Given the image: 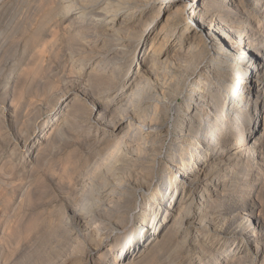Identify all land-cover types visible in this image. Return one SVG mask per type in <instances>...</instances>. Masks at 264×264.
Wrapping results in <instances>:
<instances>
[{
  "label": "bare ground",
  "instance_id": "bare-ground-1",
  "mask_svg": "<svg viewBox=\"0 0 264 264\" xmlns=\"http://www.w3.org/2000/svg\"><path fill=\"white\" fill-rule=\"evenodd\" d=\"M11 1L15 0H0V12ZM35 2H37L35 3L36 12L40 11L39 15H41L43 11L46 15L40 19L46 17L51 20L57 17L65 19L75 15L71 22L74 24L72 31L68 26L69 42L81 44L83 48L81 52L85 53L83 57L82 54L80 55L82 58L77 57L82 65L78 70L81 80L77 84V96L73 98L72 103L70 102V111L64 113V118H61L62 123H66L69 117H77L79 113L75 109L82 107L83 114L80 116L83 118L85 116V120L91 124L90 127L100 128L104 132L109 131L108 136H115L116 132H122L123 128L127 127L121 138L117 140L119 143L133 135L132 132H136L142 138L143 147L141 148L153 147L161 133L170 137L174 135L177 141L172 160L168 162L170 166H168V176L157 179L154 193L147 189L145 202L139 210L135 223L125 226L114 238L111 264H117L116 261L121 256L126 258L139 255L144 248L141 239L145 235L157 236L154 243L159 248L161 245L164 246V243L169 244L175 240L174 247L179 253L187 242L186 237L176 241L179 228L183 226L188 228L194 222L193 228L202 226L204 231L210 232L212 230V226L209 225L211 216L214 214L213 211L221 207V204H225V202L222 203L223 198H230V207L236 205L240 210L246 211L244 215L247 219L240 220L241 230L237 234L245 235L244 239L247 242L255 244L257 234L264 227L263 219L261 220L259 215L261 210L258 211L260 205H256L255 208L252 199H248L247 203L242 201L235 204L231 190L243 189L247 186L251 192L256 182L261 179L258 176L264 169L261 161L263 149L258 146L264 137V38L260 34L261 28L264 31V0H36ZM37 14L32 15L37 16ZM162 17L164 19L158 28L157 25ZM39 20L40 24L41 20ZM26 24V22L18 26L15 24V32L20 38L26 34L29 35L28 24ZM31 25L33 26V23ZM43 25L45 26L46 23ZM31 33L29 35L31 37L26 38L28 42L35 39L37 32ZM55 37L50 38L54 40ZM37 39L38 37L36 41ZM51 39L48 41L53 43ZM46 40L45 42L49 43ZM23 46L25 47L24 44ZM23 46L22 49L25 50ZM54 46L57 45H51L50 48ZM37 47L40 46L35 48ZM6 49L5 53L2 51V55L9 52ZM24 50L21 51L24 53ZM93 60H97L96 64L89 67L88 74L83 73V66L89 65ZM137 61L140 62L137 63ZM175 61L182 64L181 67L183 66L180 69L181 76L179 75L175 84L169 87L157 82V78L166 76L170 70V72L173 71L171 68ZM19 62L21 63V60ZM102 64L106 67L119 64L120 67L108 74L105 67L101 68ZM16 67L18 68L17 63ZM124 67L127 68L122 74L121 68ZM121 74L126 79V86L130 89L127 93L128 97L113 107L112 104L108 105L109 101L123 96L120 88L115 89L117 81L122 77ZM37 79L40 80V78ZM14 81L15 79L11 84L15 83ZM9 84V82L6 83L8 86ZM23 91L25 93V90ZM18 95H20L19 92ZM21 95L23 98L24 94L21 93ZM102 95L107 96L106 102L98 103L97 99ZM22 98L18 96L13 100L17 102L16 100L20 101ZM62 106L63 104L57 111ZM160 108H162V116ZM115 113H119L120 116L115 124L109 125V119L115 118L113 117ZM104 135L103 139L107 136ZM26 141L27 139L24 145ZM40 144L38 143L34 148L30 147V149L33 148L32 154L37 151L36 149H40L37 148ZM115 154L110 161V170L115 167L119 159ZM221 168L226 169L224 173L220 172ZM116 175L115 172L114 176ZM111 182L104 179V183L95 186L91 197L96 207L110 202L117 192L120 186L119 181ZM258 188L262 189V187ZM199 190L197 197L195 193ZM256 210L257 213H255ZM192 212L194 215H190ZM93 219L90 214L84 213L81 222L87 224ZM165 228L167 232L161 233ZM215 229L213 227V232ZM196 233L190 246L196 250L195 255L204 254L206 242L197 241L200 235L199 230ZM159 234L160 238H158ZM246 241L243 242L242 248L245 250L246 246L247 256H249L251 243L247 244ZM158 247L153 252L152 250L147 254L144 252L146 254L144 261L147 262L149 258L150 261L154 260V254L159 253ZM150 254H153V257H149ZM194 254L188 255L187 264H193ZM261 259H263L260 261L261 264H264V257ZM248 260L259 262L260 256H255L253 259L251 257ZM197 261L201 263L202 258L198 256ZM168 262L172 264L173 261L170 259Z\"/></svg>",
  "mask_w": 264,
  "mask_h": 264
},
{
  "label": "rangeland",
  "instance_id": "rangeland-1",
  "mask_svg": "<svg viewBox=\"0 0 264 264\" xmlns=\"http://www.w3.org/2000/svg\"><path fill=\"white\" fill-rule=\"evenodd\" d=\"M35 1H11L0 12V33L2 32L0 42L2 44L1 47H3H0V61H2L0 62L2 64L0 65L2 66V68L0 67V264H111V250L114 246V238L122 232L125 226L132 222L131 225L135 223L139 210L145 202L147 189L154 193L157 179L168 176L170 167L168 162L172 160L177 141L174 135L171 138L166 136L165 133H161L153 147L141 148L143 147L142 138L136 132H132L133 135L131 134L126 140L120 142V145L117 140L121 138L127 127L123 128L122 132H116L115 136H108L109 131L104 132L100 128L90 127L91 124L85 120V116L84 118L80 116L83 114L82 107L75 109L79 116L69 117L68 121L65 120L66 123H62L61 118H64V113L70 111L72 100L77 96V84L81 80V74H79L78 70L82 66L78 59L81 56L83 57L85 53H82L81 44L80 46L77 42L76 44H70L69 42L70 32L68 30L70 28L72 31L74 24L71 22L75 15L68 16L69 18L65 19L62 17L54 18L55 22L54 19L51 20L49 17L40 19L46 15L42 10L41 15H39L40 11L36 12L35 3L37 2ZM22 2H24V5ZM32 14H37V16ZM31 15L34 22L30 19ZM39 19L41 20L40 24L38 23ZM163 19L164 17L159 21L158 28ZM46 20L48 21L46 22ZM25 22L28 24L29 35L31 32V34L37 32L35 39L30 40V42L26 41L28 40L26 38L31 36L26 34L20 38L15 32V24L18 26ZM45 23L46 25L44 26L43 24ZM66 25L67 27H65ZM54 34H57V37ZM260 34L264 38L263 28H261ZM37 37L38 39L39 37L41 38L36 41ZM50 37H55L57 41ZM48 39H51L53 43L48 41ZM45 40L49 43L45 42ZM83 40L87 41L86 39ZM65 41L67 42L65 43ZM3 44L9 50L5 55H2V51L6 49ZM35 45L40 47H37V49ZM51 45L57 46L50 48ZM22 46L26 49H22ZM8 50L6 49V51ZM21 50H24L25 55H23L24 53ZM78 50L82 52L80 53ZM21 55L24 57L22 58ZM17 58L19 59L18 61ZM20 60L21 63L19 62ZM96 62L97 60H93L89 65L83 66V73L88 74V71ZM181 65L178 61H175L171 68L173 71L170 72V70L167 73L169 77L166 74V76L157 78L158 81H156L169 87L173 86L179 75L181 76L180 69L183 67ZM104 67L107 73L111 74L120 65L113 64L106 67L102 64L101 68ZM126 68H121L122 74H124ZM15 72L17 73L15 74ZM18 73L21 74L19 75ZM33 73L36 76L32 75ZM122 74V77L116 83L115 89L120 88L123 96L117 100L114 99L115 101H109L108 105L112 104L113 107H116L128 97L127 93L130 87L126 86V79ZM37 78H40V80ZM14 79L15 83H13V86L11 82ZM8 82L10 83L9 86L6 85ZM7 87L9 88L8 90ZM23 90H25V93H23ZM18 92L20 95H18ZM21 93L24 94L23 98ZM18 96L22 100L19 99L20 101L16 100L17 102H15L13 99H17ZM106 98V95H102L97 101L98 103H105ZM9 101L10 103L12 102V106ZM61 104L63 106L57 111ZM161 110L162 108L159 109V111ZM160 114L162 116V111ZM119 116V113L113 114L115 118L112 117V121L109 119V125L115 124ZM145 123L147 124V122ZM103 135L105 136L104 139L102 138ZM26 139L27 141L24 145ZM33 143L34 145H32ZM38 143H41L40 147H37L40 149H36L39 152L35 151L32 154L33 148ZM31 146L33 147L32 149H30ZM258 146L263 149L264 153V137L258 143ZM114 154L119 159L114 165L115 167L110 170V161ZM261 161L264 166V154H262ZM225 168H221L220 172L224 173ZM115 172L118 175H116L117 177L114 176ZM259 175L258 177L261 179L258 178L259 180L251 192L246 186L243 189H232L231 195L233 194V199L235 198V204L242 201L247 203L248 199H252L255 208L260 205L261 207L259 206L258 211L261 210V214L258 213L264 224V169L262 174ZM110 177L111 179H109ZM118 177L119 179H117ZM104 179L109 183L110 181L115 183L118 180L120 186L118 185L119 188L110 202L96 207L91 197L92 191L98 185L104 183ZM208 179L207 181H209ZM258 187H262V189ZM199 192L200 190L195 193V196L198 197ZM237 192L238 194H236ZM225 199H222V203L225 202V204H221V207L217 209L218 211L216 210L217 212L213 211L214 214L211 216L212 220L209 223L212 226L210 232L204 231L202 226L193 228L194 222L188 228L186 226L179 228L175 238L176 241H180L183 237L187 239L186 244L183 245V249L179 253L176 252L174 247L176 245L175 240L171 241V243L169 242V244L164 243V246L161 245L159 248L154 243L157 236L145 235L142 237L141 235L144 248L141 249L140 256L136 255L126 258L121 256L116 263L169 264L168 260L172 259V264H187L188 255L194 254L196 251L190 245L192 244L193 236L199 230V239L197 238L198 240L195 239V241L206 242V248L204 249V254H194L193 264H261L260 261L263 260L261 258L264 257V227L257 234L255 241L253 240L256 242L255 244L250 241L247 242L244 239L245 235L240 236L237 234L241 230L240 220L247 219V216L244 215L246 211L240 210L236 205L234 206L235 208L232 206V209L230 207V198ZM84 213L90 214L94 219L90 223L83 224L81 218ZM255 213H257V210ZM190 215H194V213L192 212ZM213 227L216 228L215 232H213ZM236 228L239 229L237 230ZM165 229L161 233H166L167 228ZM158 238H160V234ZM244 241L247 244L251 243L249 256H247L246 246L245 250L242 248ZM156 246L159 249V253L154 254V260L150 261L149 258L147 262L144 261L147 252L151 250L153 252V250L157 249ZM198 256L202 258L201 263L197 261ZM255 256H260L259 262L248 260V258L252 257L253 259ZM149 257H153V254H150ZM214 259L217 261L215 262Z\"/></svg>",
  "mask_w": 264,
  "mask_h": 264
}]
</instances>
